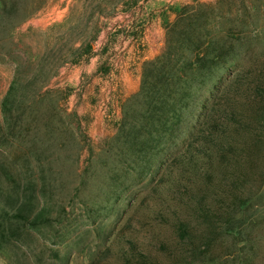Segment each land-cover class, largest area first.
Returning a JSON list of instances; mask_svg holds the SVG:
<instances>
[{
	"label": "rangeland",
	"instance_id": "1",
	"mask_svg": "<svg viewBox=\"0 0 264 264\" xmlns=\"http://www.w3.org/2000/svg\"><path fill=\"white\" fill-rule=\"evenodd\" d=\"M217 1L215 14L243 18V55L264 50V0H0V264H121L123 241L155 243L146 215L163 158L146 153V128L127 133V115L177 12ZM243 263L264 264V183L214 252L183 264Z\"/></svg>",
	"mask_w": 264,
	"mask_h": 264
},
{
	"label": "trees",
	"instance_id": "2",
	"mask_svg": "<svg viewBox=\"0 0 264 264\" xmlns=\"http://www.w3.org/2000/svg\"><path fill=\"white\" fill-rule=\"evenodd\" d=\"M219 5L179 10L166 27L161 53L144 69L135 95L143 108L131 109L126 129L134 135L132 128H146V153L157 148L162 154L146 215L156 241L151 247L139 245L135 236L123 241L117 249L121 264L202 260L264 183V50L243 55V18L215 14ZM17 81L2 100L5 114L14 105ZM193 103L196 114L188 120ZM11 209L12 218H28L26 207ZM136 218L133 210L126 223Z\"/></svg>",
	"mask_w": 264,
	"mask_h": 264
}]
</instances>
